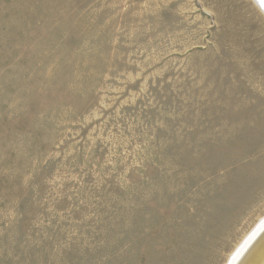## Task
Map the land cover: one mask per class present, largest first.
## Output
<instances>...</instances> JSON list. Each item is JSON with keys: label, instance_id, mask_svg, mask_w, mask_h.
Segmentation results:
<instances>
[{"label": "rangeland", "instance_id": "rangeland-1", "mask_svg": "<svg viewBox=\"0 0 264 264\" xmlns=\"http://www.w3.org/2000/svg\"><path fill=\"white\" fill-rule=\"evenodd\" d=\"M261 8L0 0V264H229L264 219Z\"/></svg>", "mask_w": 264, "mask_h": 264}, {"label": "bare ground", "instance_id": "bare-ground-1", "mask_svg": "<svg viewBox=\"0 0 264 264\" xmlns=\"http://www.w3.org/2000/svg\"><path fill=\"white\" fill-rule=\"evenodd\" d=\"M255 2L258 4V6H260V7H262L263 9H264V0H255ZM261 8V9H262ZM264 221V219L261 221V222H263ZM264 223V222H263ZM262 223V224H263ZM261 224V225H262ZM260 225V226H261ZM260 226H258V228H257V230L260 228ZM256 230V231H257ZM255 231V232H256ZM254 231H252V233H253ZM254 232V233H255ZM253 233V234H254ZM252 234V235H253ZM251 235V234H250ZM251 235V236H252ZM251 236H249L245 241H244V243L236 250V252L234 253V255L236 254H238L239 253V251L244 247L245 248V250L243 251V252H245L246 250H247V244H249V242L251 241ZM254 241V240H253ZM249 246V245H248ZM241 253V252H240ZM234 255L232 256V258L234 259ZM240 257L237 259V261H236V263L240 260V258L243 256V253H241L240 255H239ZM231 258V259H232ZM232 259V263L231 264H233L234 263V261L236 260V259H234L233 260ZM236 263H234V264H236ZM242 264H264V237L260 240V242L251 250V252L248 254V256H247V258L244 260V262L242 263Z\"/></svg>", "mask_w": 264, "mask_h": 264}, {"label": "water", "instance_id": "water-1", "mask_svg": "<svg viewBox=\"0 0 264 264\" xmlns=\"http://www.w3.org/2000/svg\"><path fill=\"white\" fill-rule=\"evenodd\" d=\"M262 1V0H261ZM264 222V221H263ZM263 222H258L257 226H255V229L253 230L254 232L257 230L258 226H260ZM253 232V233H254ZM251 233V235L253 234ZM250 235V236H251ZM264 237V223L260 226V228L251 236V241L249 242V244H247V250L245 252H243L245 250V246L239 251V253L236 255H234V259H236L234 261V263H236L237 259L240 257L239 255L241 253H243V256L240 258V260L236 263V264H242L244 262V260L247 258L248 254L251 252V250L260 242V240ZM254 240V241H253ZM249 245V246H248ZM241 252V253H240ZM233 259V258H232ZM232 259H230V263H232ZM233 259V260H234ZM233 263V264H234Z\"/></svg>", "mask_w": 264, "mask_h": 264}]
</instances>
